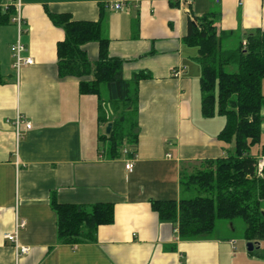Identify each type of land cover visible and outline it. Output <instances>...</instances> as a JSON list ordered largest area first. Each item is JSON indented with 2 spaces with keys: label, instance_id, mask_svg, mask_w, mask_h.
<instances>
[{
  "label": "crops",
  "instance_id": "obj_1",
  "mask_svg": "<svg viewBox=\"0 0 264 264\" xmlns=\"http://www.w3.org/2000/svg\"><path fill=\"white\" fill-rule=\"evenodd\" d=\"M117 2L126 7H108ZM14 4L0 0L4 8ZM21 4L23 57L34 64L15 70L11 47L18 39L16 26L0 29V264H264L257 250L250 253L241 246L231 225L223 237L182 241L178 227L160 221L151 207L152 201L180 199L182 164L226 158L234 147L218 139L224 118L202 114L197 50L184 43L189 20L217 12L222 30L243 37L264 31V0H193L191 14L172 7L170 0ZM47 10L80 21H98L103 13L109 54L123 62L124 78L149 76L138 86L135 156L123 153L108 160L100 154L99 136L106 130L98 123V98L82 95L78 79L59 77L57 44L65 33ZM85 50L96 62L98 44ZM18 115L32 123L30 130L20 128L19 140ZM131 159L135 168L128 172ZM53 196L62 204L113 203L115 222L99 228L96 243L58 245ZM8 234H17L29 254H20Z\"/></svg>",
  "mask_w": 264,
  "mask_h": 264
},
{
  "label": "trees",
  "instance_id": "obj_2",
  "mask_svg": "<svg viewBox=\"0 0 264 264\" xmlns=\"http://www.w3.org/2000/svg\"><path fill=\"white\" fill-rule=\"evenodd\" d=\"M180 7L179 0H170ZM17 8L0 6V29L12 23ZM52 23L65 33L57 44L58 72L62 79L76 78L82 95L98 98V123H112L111 133L99 136V152L108 160L122 157L124 151L135 156L140 137L139 83L149 77L138 74L124 78L123 62L109 54L110 40L105 37V15L98 21L74 20L70 14L47 10ZM191 14V13H190ZM220 15L209 12L194 21L184 43L197 50L194 60L200 65L201 110L206 118L223 117L225 125L218 139L233 151L226 158L207 160L192 173L187 164L180 172L181 197L178 201H152L160 221L178 227L182 241H203L223 237L218 224L236 230L235 222L245 225L247 242L264 243V170L258 173L259 159L253 147L261 143L264 118V31L256 29L235 40L232 32L220 28ZM246 41V46L243 42ZM96 43L99 54L91 62L86 45ZM1 82V80H0ZM103 157V156H102ZM51 206L57 215V244L85 245L97 242L101 226L115 222V204H62L55 196Z\"/></svg>",
  "mask_w": 264,
  "mask_h": 264
},
{
  "label": "built area",
  "instance_id": "obj_3",
  "mask_svg": "<svg viewBox=\"0 0 264 264\" xmlns=\"http://www.w3.org/2000/svg\"><path fill=\"white\" fill-rule=\"evenodd\" d=\"M179 2H180V8H183L187 14H190L193 0H179ZM14 3L17 8V13L12 18V24L16 26L18 39H17V42L12 45L11 53L15 61L14 68L19 73V71L21 70L23 66H30L34 64V61L32 58L23 57V53L27 50V48L21 41L22 35L25 32V29H24L25 22L22 17V4H21V0H14ZM108 7L115 9V10H123L126 7V3L124 2H117L114 4L111 3V4H108ZM246 44H247L246 41H244L243 45L246 46ZM179 74H180L179 71H174L175 76H179ZM14 126L16 128L17 138L19 140L20 128L22 126H25L28 130H30L32 128V123L27 121L23 116L18 115L14 121ZM124 153H127V151H124ZM134 168H135V161L134 159H131L126 163V169L128 170V172H133ZM263 170H264V156H262L259 159V163H258V173L260 176L262 175ZM20 227L22 228L25 227V223H22ZM6 239L12 242V244L14 245V247L18 250L20 254H23V255L29 254L30 248L27 246L20 245L17 234H8L6 235Z\"/></svg>",
  "mask_w": 264,
  "mask_h": 264
},
{
  "label": "rangeland",
  "instance_id": "obj_4",
  "mask_svg": "<svg viewBox=\"0 0 264 264\" xmlns=\"http://www.w3.org/2000/svg\"><path fill=\"white\" fill-rule=\"evenodd\" d=\"M239 37H240V35H236L235 36V40H232L230 42L229 47L235 46L237 44V42H238ZM263 118H264V116H263ZM251 153H252V155H256V156L257 155H260V156L261 155H264V134L263 133H262L261 143L258 144V145H256L255 147H253L252 150H251ZM187 166H188V172L189 173H192L193 171H195L196 169H199V168L203 167L204 165H202V163H200V164H189ZM235 226H236V230H234L233 234H234V236L236 238L239 239L241 246H244L246 248V244L247 243H246V240L244 239V228H245V225L243 224L242 221L237 220L235 222ZM223 228L225 229L226 232H230V229L228 228V225L226 226V223L220 222L218 224V231H217V233L220 230H223ZM231 231H232V229H231ZM256 253L258 255L262 256V257L264 256V243L262 245V248L259 249V250H257Z\"/></svg>",
  "mask_w": 264,
  "mask_h": 264
},
{
  "label": "water",
  "instance_id": "obj_5",
  "mask_svg": "<svg viewBox=\"0 0 264 264\" xmlns=\"http://www.w3.org/2000/svg\"><path fill=\"white\" fill-rule=\"evenodd\" d=\"M112 123H109L107 125V128H106V133L109 135L111 133V130H112ZM261 247V243L260 242H247L246 244V248H247V251L252 253L254 252L255 250H259Z\"/></svg>",
  "mask_w": 264,
  "mask_h": 264
}]
</instances>
